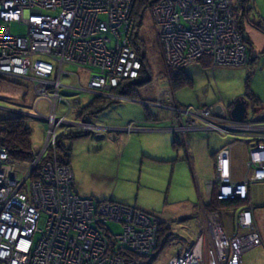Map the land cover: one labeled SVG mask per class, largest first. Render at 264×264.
<instances>
[{
  "label": "built area",
  "instance_id": "2783aa9c",
  "mask_svg": "<svg viewBox=\"0 0 264 264\" xmlns=\"http://www.w3.org/2000/svg\"><path fill=\"white\" fill-rule=\"evenodd\" d=\"M139 4L159 27L165 66L181 70L205 55L212 57V67L247 64L233 0H0V76L28 82L38 101L51 108L40 117L47 123V136L73 123L56 114L58 104H68L65 96L80 91L78 83H62L72 75L65 66L88 72L81 91L92 99L126 100L113 92L137 78L141 69L131 48V16ZM12 23L25 27V35H13ZM222 112L219 116L209 106L198 112L188 109L184 116L201 117L206 122L202 129L220 135L259 134L249 142L246 175L240 181L231 177L229 144L215 154L210 191L215 190L218 200L245 201L251 184H264V124L257 117L233 121ZM78 119L79 129L94 132V125ZM55 135L43 149H33L27 168L13 164L0 148V264H139L133 256L138 261L149 258L156 247L152 219L129 206L77 195L70 167L57 164ZM17 170H25L24 175ZM253 210L249 202L232 210L227 229L218 212L201 215L194 223L196 231L175 246L165 264H241L246 251L262 245ZM42 216L44 228L39 230ZM107 221L120 223L121 232L107 233Z\"/></svg>",
  "mask_w": 264,
  "mask_h": 264
},
{
  "label": "rangeland",
  "instance_id": "374dc122",
  "mask_svg": "<svg viewBox=\"0 0 264 264\" xmlns=\"http://www.w3.org/2000/svg\"><path fill=\"white\" fill-rule=\"evenodd\" d=\"M141 12V25L137 31L140 38L145 40L146 58L151 65V80L143 88L145 90L143 93L147 96L153 95L152 99L157 100V102H151V100L150 107L147 106L148 103L145 104V107L148 109L147 111L141 105L123 108L120 102L96 114L95 118L82 119L89 123L92 119V124L113 128L114 132L110 130L104 131L106 128L103 127V131L100 130L95 133L86 132L87 134L81 137L64 139V137L68 136V133L79 129L77 124L80 120L77 115L82 108L79 97L84 96L82 104H86L90 95L88 92L81 91L85 90V83L88 82V72L79 71L77 67L68 65L64 67V70L72 75L65 76L62 83L66 86H73L78 83L80 91L74 97L65 96V98L67 97L65 101L68 104H58L56 114L69 120V122H73L72 124L61 126L62 128H59L57 135H55L56 132H53L47 136V123L40 117L43 115L47 116L51 108L44 100L38 101V97L32 93L31 85L28 82L2 77H0V118H7L18 114L23 115L26 125L30 129V142L33 149L36 147L43 149L46 142H52L54 135L56 136V147L58 141L61 140L64 146L70 148L69 166L74 174V181L77 186L76 192L80 197L91 198L95 201L110 200L124 203L145 212L153 220L159 219L170 225L174 229L175 234L181 236L182 239L180 241L174 240L159 255L158 259L152 263L165 264L174 253L175 246H180L181 241H185L188 235H192L196 231L194 223L191 224V220L184 218L189 216L193 219L192 212H197L198 214L200 199L202 202L205 201L203 179H200L199 189L197 190L190 168L186 161L185 163L183 162L185 150L180 147L175 152L171 147L172 140L170 138L172 139L175 136L181 140V134L160 131L159 136L166 135V139L160 142L155 141L154 144L149 145L147 142L150 141V136L146 138L144 134L141 136L134 133L136 137L128 138L125 141L124 137L131 136V133L129 131L124 133L118 132L122 129L117 128H124L130 121L136 123L135 121L139 122L140 120V122L142 121L140 126L146 127L145 123L151 122L153 128L168 129L171 127L169 121H176L177 119L178 107L198 112L203 107H216L220 103L227 110L241 98H245L247 102L244 119L251 121L257 117L258 121L264 124V108L252 111L250 102L245 97V91L248 87L256 97L264 101V57L258 55V58L254 59L252 64L247 63L248 65L240 67L211 66L210 69H203L200 65H192L198 63L203 58L211 60L212 57L209 55H205L197 61L192 62L189 64L191 66L188 67V76L192 79L193 85L191 88L182 87L179 90L173 91V100L177 109L174 108L171 111L173 107L170 109V106L175 104L171 102L169 105L168 101L162 102L166 99L165 94L162 92L170 90V85H168V81L163 76L162 71H172L173 68L168 67V64L165 66V52H162L156 34V30L159 31L158 25L150 18L148 13L143 12V10L139 11V13ZM9 30L13 35H25L26 33L25 27L15 23L9 25ZM66 89L69 93H73L68 87ZM61 93L66 95L64 90ZM162 95L164 96L161 97ZM75 98L78 100L77 104H73L72 100ZM109 100L115 101V99L111 98ZM36 101H38L37 110L33 106ZM133 101L142 103L141 99ZM36 111L38 112L36 113ZM32 114H35V116ZM187 115L190 118H194L193 114L189 113ZM156 116L158 117V122L155 123ZM205 123L203 122L202 124ZM194 129L199 130V127L194 122L190 123V121L186 122L184 129L177 128L178 132L182 134H186L189 130L192 131ZM209 134L214 135L216 140L222 144H227L234 138H247L252 140L249 142H254V139L259 135L256 132H231L223 136L217 133ZM134 135L132 134V136ZM98 136H103V139ZM138 136H140L139 141L136 139ZM135 141L139 148L144 147L141 151L147 153L143 155V158L141 156L142 159L140 158L139 162L130 161L128 155V151L132 147V143L130 142ZM161 142H165L166 147L163 149V145H160V148L163 150L158 154L165 159L171 158L170 160L161 159L162 163L155 162L159 159H155L154 157ZM127 143L130 144L127 145ZM122 144H124V147ZM149 148L153 152L145 150ZM48 152L52 153L51 146ZM193 152L194 154L196 153L197 157L200 155L199 150L193 149ZM246 152H248L246 146H236L232 151L233 166L237 178H241L244 171ZM175 158L178 162L175 161ZM57 164L60 166L59 162ZM24 165L21 167H28V164ZM17 171L20 176H23L25 173V170ZM250 190V201L256 208L255 220L260 230L262 245L246 251L242 256V264H264V184L252 185ZM199 193L202 196H199ZM199 218H201L200 214L193 221L202 220ZM44 220V216H42L37 224V229L43 230ZM109 225L113 232H121L120 223L110 222ZM38 237L39 233H36L35 240Z\"/></svg>",
  "mask_w": 264,
  "mask_h": 264
},
{
  "label": "trees",
  "instance_id": "16d2710c",
  "mask_svg": "<svg viewBox=\"0 0 264 264\" xmlns=\"http://www.w3.org/2000/svg\"><path fill=\"white\" fill-rule=\"evenodd\" d=\"M142 5H138L134 11H132V19L134 22V31L131 36V48L136 53L138 60L141 63V69L139 71L138 77L129 80L122 85H120L113 93L115 95L123 96L127 99H141L142 101H151L152 96H147L143 92L145 91L143 88L146 87L151 80L150 75V64L148 59L146 58V49H145V40L140 38L137 29L141 25ZM144 12V10H143ZM252 7L250 6V0H233V19L237 26V31L239 36L241 37L243 44L246 46V52L248 55L247 63H251V52H252V44L247 36L246 27L250 26L255 30L264 34V20H259L254 18L252 14ZM199 65L203 69L211 68V60L207 58H203L199 60ZM163 76L167 79L168 84L170 85L171 91H176L181 89L182 87L191 88L193 85V81L190 77H188L185 73L184 69L181 70H165L162 71ZM2 78L7 79L8 77L0 76ZM143 89V90H142ZM245 97L248 99L251 105L252 111H255L259 104L260 100L256 97L247 87ZM118 101L112 100H101L100 98H94L89 100V102L80 109L78 112V118L80 119H89L91 117H95L96 114L108 109L114 104H117ZM205 108V107H204ZM148 109H146L147 111ZM150 116V115H149ZM86 132H79L78 134H74V132L68 133V136L64 137V139H73L75 137H81L86 135ZM30 129L26 125L25 118L22 115H13L7 118H0V148L4 149L8 153V157L10 161L16 166H23L24 164H29L34 158V150L32 144L30 142ZM180 140H174L172 143V147L177 149L179 148ZM56 151V159L61 165L69 166L70 159V148L63 145V142L60 140L57 143ZM114 202V201H111ZM249 200L240 201V200H218L213 190L211 196L209 198L208 203L206 204V211L208 213L218 212L221 210L243 207L247 205ZM117 203V202H114ZM119 204V203H117ZM127 206V205H125ZM130 207V206H129ZM137 211L135 207H131ZM147 215L145 212L140 211ZM148 216V215H147ZM152 219V218H151ZM157 230H156V247L153 250L152 254L146 260L138 261V258L133 256V259L139 264H152L156 261L159 255L167 249L174 240L180 241L182 239L181 236L175 234L174 229L170 227L165 221H161L159 219H152ZM110 222L107 221L104 223L107 233L117 234L118 232H113L110 228ZM180 222V220H179ZM116 223V222H114ZM121 228V225H120ZM121 255L132 256L130 253L120 252ZM141 262V263H140Z\"/></svg>",
  "mask_w": 264,
  "mask_h": 264
},
{
  "label": "crops",
  "instance_id": "0c3cea01",
  "mask_svg": "<svg viewBox=\"0 0 264 264\" xmlns=\"http://www.w3.org/2000/svg\"><path fill=\"white\" fill-rule=\"evenodd\" d=\"M250 6L252 7V13H251V15L253 14L254 15V18H256V20L257 19H259V20H262L263 19L264 20V0H250ZM248 28H249V31H248ZM246 32H247V36L249 37V40H250V42L252 44V52H251V58H252L251 64H252V62L254 61V59H257L258 58L257 57L258 55L259 56L261 55V56L264 57V34L261 33V32H259V31H257V30H255L254 28H252L250 26H247L246 27ZM192 65H198L199 66L198 63L192 64ZM190 66L188 65L184 69L187 76H188V70H189L188 67H190ZM64 92L67 93L66 90H64ZM245 94H246V91H245ZM83 97H79L80 98L79 100L81 102L80 105H82V107H84L89 102V100L92 99L89 96L88 97V102L86 104H82ZM153 101L156 102L157 100L156 99H154V100L152 99L151 102H153ZM120 102L122 103L121 104L122 105L121 107H123V108H125L126 106H135L136 107L137 105H141L142 107H144V109H147L144 104L139 103L137 101H133V100H123V101H119L117 104H119ZM151 102L146 101V104L148 103L147 104L148 107H150V103ZM114 105H116V104H114ZM258 108H259V110L262 109V108H264V101H261L260 100V104H259ZM201 109H204V107L201 108ZM157 118L158 117L156 116L155 121H154L155 123L158 122L157 121L158 120ZM91 120H90V122H91ZM187 121L188 122L190 121V123L194 122L197 125V127H199V130L198 129H194L192 131L189 130L188 133H186V134H182L181 132H178L176 130L177 129V125L179 123H182L183 122L182 125L185 126ZM135 122L136 123H133L132 121H130L129 124H127L125 126V127H127L128 125H130V129H132V130H130L131 136L124 137V140L125 141L128 138H134V137H136L134 135V133H136L137 135H141V136L144 134V136L146 138L148 136H150L151 139L147 143L149 145H152V144L155 143V141H159L160 142V141L166 139L165 138L166 135L159 136L160 131H163V132L164 131L165 132H172V134H175V133L181 134L180 135L181 136V140L184 142V144L179 139L180 140L179 148L181 147V148H183L185 150L184 151L185 156H184L183 162L184 163H185V161L187 162V165L190 168V171H191V174H192V178H193V180L195 182V185H196L197 190L199 189L200 179H203V184H204V187H205V201L202 202L201 199H200V203H199V206H198V214H197V212H194V213L192 212V214H193L192 215V218L193 219L196 218V216L199 215V214L200 215L208 214V212L206 211L205 207H206V204L208 203L209 198L211 196V193L213 191V190L210 191V189H209V183L213 180V177H214L215 154H216V152L221 147H223L226 144H222V143L218 142L216 140V138H215L214 135L209 134V133H214L215 134L214 131L213 132H209V131H206V130H204V129L201 128V127H203V124H202L203 121H202V118L199 117V116L194 117V118H190L188 116H182L181 118H177L176 121L175 120H173V121L171 120V121H169L170 124H171V127L168 128V129L167 128H163V129L153 128L151 122H149L148 124L145 123L146 124V127L145 126H140V124H142L141 123L142 121L140 122V120H139V122H137V121H135ZM96 126L100 130H102L103 127H105L106 129L104 131L110 130V131L114 132V129L113 128H109V127H106V126H100V125H96ZM124 128H117V129H122L121 131H118V132L124 133L125 132V129ZM195 130H198V131H195ZM104 133H109V132H104ZM130 133H125V134H130ZM132 134L134 136H132ZM98 137L103 139V136H98ZM136 139L139 141L140 140V136H138ZM175 139L178 140L175 136H173L172 139L170 138V140H172L171 141V147H172V143H173V141ZM248 140L249 139H247V138H245V139H242V138L235 139L234 138V139H232L231 141H229L227 143V144H229L230 152H231V177H232L233 180L240 181L246 175L247 152H246V160H245V163H244V171L242 173L241 178H237L236 177V173H235V169H234V166H233L232 151H233V149L236 146H246L247 147V150H248V148H249V143H248L249 141ZM130 143H132L131 144L132 147L128 151L129 152L128 153L129 160L130 161L139 162L141 156L143 158V155L144 154H147V153L145 151H141V149H144V147L143 148H139L136 141L135 142H130ZM130 143H127V145L130 144ZM251 143H253V142H251ZM123 145L124 144H122V146ZM160 145H163V149L166 147V143L165 142H161L159 144L157 150H156V154H154V157H155V159H159V160H157L155 162H161L162 163L163 161L161 159H165V158L164 157H161L158 154V153H160L163 150V149L160 148ZM172 149L175 152L178 151L177 150L178 148L175 149V148L172 147ZM193 149L194 150H199L200 155L198 157H197L196 153L194 154ZM145 150L150 151V152H153L151 148L145 149ZM170 159L171 158H168V159H165V160H170ZM175 161L178 162V160H176V158H175ZM140 163H142V162H140ZM72 175H73V190L77 194V192H76L77 191V186H76L75 181H74V174H73V172H72ZM255 184H258V183H255ZM255 184H251L249 186V197H248L249 203H251V201H250L251 200V190H250V188H251L252 185H255ZM79 191H80V189H79ZM199 196H202V195H200V193H199ZM117 203H119L121 205H127V204L120 203V202H117ZM127 206H129V205H127ZM253 206H254V210H253V213L252 214H253V218H254V221H255V224H256V220H255L256 219V208H255V205H253ZM234 209H236V208H230V209H225V210H221L220 211V213H219L220 215L219 216H220V220H221L223 229H227L229 227V225H231V221H232V216L231 215H232V210H234ZM184 219L191 220L190 221L191 224L192 223H195L193 221V219H191V217H189V216H187ZM256 226H257V224H256ZM257 228H258V226H257ZM258 230H259V228H258ZM259 232H260V230H259ZM241 264H242V262H241Z\"/></svg>",
  "mask_w": 264,
  "mask_h": 264
},
{
  "label": "water",
  "instance_id": "95a60500",
  "mask_svg": "<svg viewBox=\"0 0 264 264\" xmlns=\"http://www.w3.org/2000/svg\"><path fill=\"white\" fill-rule=\"evenodd\" d=\"M247 102L245 98H241L238 102L234 103L229 110V116L233 121H242L245 118ZM217 115L223 114V109L220 106L215 107Z\"/></svg>",
  "mask_w": 264,
  "mask_h": 264
},
{
  "label": "clouds",
  "instance_id": "9594fccd",
  "mask_svg": "<svg viewBox=\"0 0 264 264\" xmlns=\"http://www.w3.org/2000/svg\"><path fill=\"white\" fill-rule=\"evenodd\" d=\"M169 85V84H168ZM170 89V88H169ZM168 91V95L167 94H165V100L164 101H168V103H169V105L171 104V102H172V104H175V102H174V100H173V91H171V89L170 90H167ZM171 91V92H170ZM126 100H132V99H127L126 98ZM164 101H162L163 103H165ZM119 102V101H118ZM142 102V104H146V102L145 101H141ZM157 102V101H156ZM172 107H170V109H171V111L174 109V108H176V104L175 105H171ZM175 106V107H174ZM217 106H219V105H217ZM207 107H209V106H207ZM179 110V111H178ZM178 110H177V114H181V112L180 111H187V110H184V109H181V108H179L178 107ZM28 115H30L29 113H27ZM185 115V113H183V115L182 116H184ZM23 116V115H22ZM90 124H92L91 122H90ZM92 125H94V127H96V125L95 124H92ZM128 126H130V125H128ZM127 126V127H128ZM127 127H125L124 129H126ZM130 130H132V129H130ZM177 130V129H176ZM173 131V130H172ZM175 131V130H174ZM178 131V130H177ZM126 132V131H125ZM130 132V131H129ZM107 201H110V200H107Z\"/></svg>",
  "mask_w": 264,
  "mask_h": 264
},
{
  "label": "flooded vegetation",
  "instance_id": "af4514ba",
  "mask_svg": "<svg viewBox=\"0 0 264 264\" xmlns=\"http://www.w3.org/2000/svg\"><path fill=\"white\" fill-rule=\"evenodd\" d=\"M163 94H167L168 95V91H163L162 92ZM164 95H162L161 97H163ZM165 102V101H164ZM220 104V103H219ZM221 105V104H220ZM170 107H172V106H170ZM221 108L223 109V111H224V113L226 114V116H229V110H230V108L231 107H229L227 110L223 107V106H221ZM179 111V110H178ZM181 112V114H177L176 116H177V118H181L182 117V115H183V113H184V111H180ZM183 123V122H182ZM182 123H179L178 125H177V128H181V129H184V126L182 125Z\"/></svg>",
  "mask_w": 264,
  "mask_h": 264
},
{
  "label": "bare ground",
  "instance_id": "6f19581e",
  "mask_svg": "<svg viewBox=\"0 0 264 264\" xmlns=\"http://www.w3.org/2000/svg\"><path fill=\"white\" fill-rule=\"evenodd\" d=\"M177 109V108H176ZM178 110V109H177ZM100 131V129H98L97 128V126H96V129L94 130V133L95 132H99ZM74 132V134L76 133V134H78L79 132H84L83 130H81V129H76L75 131H73ZM87 132H90V131H87Z\"/></svg>",
  "mask_w": 264,
  "mask_h": 264
}]
</instances>
